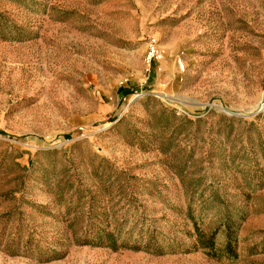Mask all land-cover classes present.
I'll return each mask as SVG.
<instances>
[{
	"label": "rangeland",
	"instance_id": "374dc122",
	"mask_svg": "<svg viewBox=\"0 0 264 264\" xmlns=\"http://www.w3.org/2000/svg\"><path fill=\"white\" fill-rule=\"evenodd\" d=\"M0 264H264V0H0Z\"/></svg>",
	"mask_w": 264,
	"mask_h": 264
},
{
	"label": "built area",
	"instance_id": "2783aa9c",
	"mask_svg": "<svg viewBox=\"0 0 264 264\" xmlns=\"http://www.w3.org/2000/svg\"><path fill=\"white\" fill-rule=\"evenodd\" d=\"M163 59V51L158 47L156 41H150L148 44V61L152 62H160ZM181 73L185 72V65L179 61L178 62Z\"/></svg>",
	"mask_w": 264,
	"mask_h": 264
},
{
	"label": "water",
	"instance_id": "95a60500",
	"mask_svg": "<svg viewBox=\"0 0 264 264\" xmlns=\"http://www.w3.org/2000/svg\"><path fill=\"white\" fill-rule=\"evenodd\" d=\"M225 113L229 114V115H233V114H230L229 112L225 111ZM237 117H241V115H235Z\"/></svg>",
	"mask_w": 264,
	"mask_h": 264
},
{
	"label": "bare ground",
	"instance_id": "6f19581e",
	"mask_svg": "<svg viewBox=\"0 0 264 264\" xmlns=\"http://www.w3.org/2000/svg\"><path fill=\"white\" fill-rule=\"evenodd\" d=\"M221 110L225 111L224 109H221Z\"/></svg>",
	"mask_w": 264,
	"mask_h": 264
}]
</instances>
